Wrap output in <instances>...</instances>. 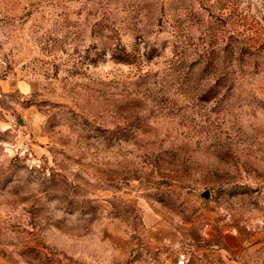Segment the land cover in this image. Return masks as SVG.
Returning <instances> with one entry per match:
<instances>
[{
	"label": "rangeland",
	"instance_id": "1",
	"mask_svg": "<svg viewBox=\"0 0 264 264\" xmlns=\"http://www.w3.org/2000/svg\"><path fill=\"white\" fill-rule=\"evenodd\" d=\"M1 255L264 264V0H0Z\"/></svg>",
	"mask_w": 264,
	"mask_h": 264
},
{
	"label": "crops",
	"instance_id": "2",
	"mask_svg": "<svg viewBox=\"0 0 264 264\" xmlns=\"http://www.w3.org/2000/svg\"><path fill=\"white\" fill-rule=\"evenodd\" d=\"M0 264H10V263L0 256Z\"/></svg>",
	"mask_w": 264,
	"mask_h": 264
},
{
	"label": "trees",
	"instance_id": "3",
	"mask_svg": "<svg viewBox=\"0 0 264 264\" xmlns=\"http://www.w3.org/2000/svg\"><path fill=\"white\" fill-rule=\"evenodd\" d=\"M2 257H4V255H1Z\"/></svg>",
	"mask_w": 264,
	"mask_h": 264
},
{
	"label": "water",
	"instance_id": "4",
	"mask_svg": "<svg viewBox=\"0 0 264 264\" xmlns=\"http://www.w3.org/2000/svg\"><path fill=\"white\" fill-rule=\"evenodd\" d=\"M20 121V120H19Z\"/></svg>",
	"mask_w": 264,
	"mask_h": 264
}]
</instances>
